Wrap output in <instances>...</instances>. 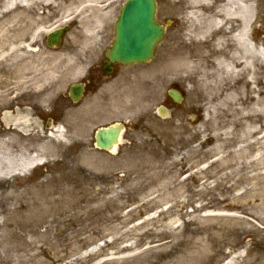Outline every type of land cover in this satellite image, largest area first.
<instances>
[{"label": "rangeland", "instance_id": "374dc122", "mask_svg": "<svg viewBox=\"0 0 264 264\" xmlns=\"http://www.w3.org/2000/svg\"><path fill=\"white\" fill-rule=\"evenodd\" d=\"M126 1L111 4L97 41L42 3L7 26L20 33L43 18L69 30L57 49L47 46L48 34L32 50L20 48L28 38L0 48V137H12L13 154L23 146L25 157L41 151L45 161L25 176L0 177V264H187L208 246L203 264H264V107L243 109L264 98V59L254 55L249 83L219 78L214 43L223 41L226 55L237 41H226L225 28L202 40L188 0H159L167 34L154 60L105 75ZM254 3L250 38L264 49V0ZM18 13L0 15V23ZM90 77L85 98L69 102V87ZM243 88L240 100L227 99ZM7 112L32 118L28 132L7 129ZM50 118L60 136H49ZM115 123L126 125L116 152L95 148L97 129Z\"/></svg>", "mask_w": 264, "mask_h": 264}, {"label": "bare ground", "instance_id": "6f19581e", "mask_svg": "<svg viewBox=\"0 0 264 264\" xmlns=\"http://www.w3.org/2000/svg\"><path fill=\"white\" fill-rule=\"evenodd\" d=\"M60 0H35L28 1L27 0H0V15L11 14L14 11L18 10L19 13L14 16H9L5 22L0 23V33L3 34L4 37H0V48L7 47V45H13L17 42H22L26 38H28L31 42L29 45H23L20 48L30 49L32 50V46H34L41 36L45 34H50L54 29H52L54 24L48 25L50 22L48 19L42 18V20L38 21L36 24L34 22L25 23L24 27H21L20 33H11L8 31V24L15 22L16 20L19 22L20 20H26L27 16L22 15L27 7H32L35 5H40L41 3L50 7L53 6L56 10V13H61L62 19L69 20L68 18L71 16L72 20H77L83 30L85 31L86 40L89 41H97V33L96 27L100 26L106 19L109 17L111 11V4L114 3L115 0H77L73 2L69 7H61L62 5L57 2ZM111 1L107 5L106 2ZM191 7H188L189 15L188 18L196 19V21L200 22V29L197 30V37L202 40L209 37V35L217 34L219 30L225 28V32H223L228 39V42L231 40H236L238 49L236 47L231 48L228 46L227 53H222V47L224 46V42L218 40L214 43V51L216 59L215 66L217 76L219 78L222 77L223 73L230 80V82L238 79L241 82L249 83V75L247 69L252 68L254 65V55L259 56L260 59H264V49L255 45L250 38V31L253 26V20L256 16V6L254 0H188ZM28 4V5H27ZM72 7V8H71ZM71 8V9H70ZM194 18V19H193ZM8 21V22H7ZM21 21V22H22ZM7 22V23H6ZM231 30V31H230ZM33 31V32H32ZM232 33L233 38H229ZM234 45V44H233ZM11 49H15L12 47ZM236 51H239V55L236 58V63H234L232 58H235ZM225 55V56H224ZM59 59H64L63 57H57ZM56 58V59H57ZM69 61V59H68ZM71 64V62H70ZM76 64H71V66H75ZM79 71H83L84 68L81 66L76 68ZM220 81V80H219ZM251 83V82H250ZM244 89V90H243ZM241 90L231 89L227 95L228 100H232L235 103L237 100L241 99V93H246L245 88ZM254 103L250 108H243L250 111H255L256 106L264 107V98L260 95L255 97ZM261 111V109H259ZM11 117L9 115L5 116L6 121H8ZM26 123H30V120ZM8 128H11L7 125ZM15 129L19 131L28 132V129H21L20 122L17 123V128ZM62 129L56 128L49 136L54 137L56 133H59L60 136L62 134ZM252 131V130H251ZM257 133L256 129L253 130ZM12 137H7L3 140L0 137V177L6 178L8 176H25L26 171L32 172L36 167L45 163L43 154L41 151H35L31 155L25 157L27 154L26 148L21 147V150L18 154H13L11 143L8 141L11 140ZM264 144V143H263ZM25 172V173H24ZM225 214V213H224ZM207 248H210L209 246ZM204 249L200 254L197 253L196 256L192 258V261H188L187 264H203L208 258V249ZM216 256H218L216 254ZM232 263V262H231Z\"/></svg>", "mask_w": 264, "mask_h": 264}, {"label": "water", "instance_id": "95a60500", "mask_svg": "<svg viewBox=\"0 0 264 264\" xmlns=\"http://www.w3.org/2000/svg\"><path fill=\"white\" fill-rule=\"evenodd\" d=\"M157 0H129L123 7L115 24V39L106 56L105 71L112 72V64L124 66L150 62L160 43L164 40L165 28L156 21ZM66 29L58 30L49 36L48 46L59 47ZM84 93V85L71 87V97L78 102ZM171 98L180 103L182 96L175 91ZM163 111V108L160 109ZM125 130L122 123H116L97 130L95 146L98 149L114 152L121 142Z\"/></svg>", "mask_w": 264, "mask_h": 264}, {"label": "flooded vegetation", "instance_id": "af4514ba", "mask_svg": "<svg viewBox=\"0 0 264 264\" xmlns=\"http://www.w3.org/2000/svg\"><path fill=\"white\" fill-rule=\"evenodd\" d=\"M102 70L104 71V67H103V65H102ZM94 82H95V80L92 79V78L90 77L88 80H86V87L89 86L90 84L94 83ZM66 98L69 100V102H71V97H70L69 93H67ZM65 102H67V101H64V103H65ZM54 110L56 111V108H55ZM52 113H53V112H52ZM52 122H53V123H54V122H57V121H56V118H53V119H52ZM0 128H1V124H0Z\"/></svg>", "mask_w": 264, "mask_h": 264}]
</instances>
